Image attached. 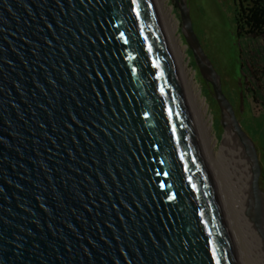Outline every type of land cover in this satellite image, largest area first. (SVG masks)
Listing matches in <instances>:
<instances>
[{
    "label": "water",
    "instance_id": "water-1",
    "mask_svg": "<svg viewBox=\"0 0 264 264\" xmlns=\"http://www.w3.org/2000/svg\"><path fill=\"white\" fill-rule=\"evenodd\" d=\"M175 4L264 239L256 148ZM0 264H241L155 0H0Z\"/></svg>",
    "mask_w": 264,
    "mask_h": 264
},
{
    "label": "rangeland",
    "instance_id": "rangeland-1",
    "mask_svg": "<svg viewBox=\"0 0 264 264\" xmlns=\"http://www.w3.org/2000/svg\"><path fill=\"white\" fill-rule=\"evenodd\" d=\"M162 1L176 29L175 37L184 51L183 62L188 70L189 77L193 81L194 92L198 95L199 103L206 112V120L211 130V147L214 154L219 156L225 145L228 130L221 124V113L212 93L213 89L203 79L198 67L192 64V57L189 54L190 49L182 33L181 17L179 10L176 9L175 0ZM189 2L195 29L207 54L223 77L225 93L236 109L243 131L256 148L262 167L261 188L264 191V103L255 100L253 92L248 91L249 89L253 90V85L243 77L244 74H251L250 65L246 62H244V65L241 64V55L247 56L249 49L245 44L240 46L237 37H235L233 23L234 0H189ZM260 45H262L264 51V40L260 42ZM231 63H234V65L231 66ZM260 70L264 72V70ZM260 84L264 85L263 78ZM241 152L252 176V165L244 146ZM244 155H246L249 163Z\"/></svg>",
    "mask_w": 264,
    "mask_h": 264
},
{
    "label": "bare ground",
    "instance_id": "bare-ground-1",
    "mask_svg": "<svg viewBox=\"0 0 264 264\" xmlns=\"http://www.w3.org/2000/svg\"><path fill=\"white\" fill-rule=\"evenodd\" d=\"M155 2L201 133L209 163L229 219L240 263L264 264V239L249 215L253 174L250 175L242 157V143L235 132L229 129L221 154L219 156L214 154L206 112L199 103L198 95L194 92L193 81L189 77L183 62L184 51L175 37L176 29L173 21L170 14L165 10L163 1L155 0ZM244 156L248 162L246 155Z\"/></svg>",
    "mask_w": 264,
    "mask_h": 264
},
{
    "label": "trees",
    "instance_id": "trees-1",
    "mask_svg": "<svg viewBox=\"0 0 264 264\" xmlns=\"http://www.w3.org/2000/svg\"><path fill=\"white\" fill-rule=\"evenodd\" d=\"M234 4L235 37H237L240 46L245 44L249 49L247 56L241 55V64L244 65L246 62L250 65L251 74H244L243 77L253 85V90L249 89L248 91L253 92L255 100L264 103V85L260 84L262 78L264 79V72L260 70H264V51L260 45V42L264 40V0H234ZM176 9L178 10L177 5ZM189 54L192 57L193 66L198 67L191 50H189ZM232 65L234 63H231Z\"/></svg>",
    "mask_w": 264,
    "mask_h": 264
},
{
    "label": "flooded vegetation",
    "instance_id": "flooded-vegetation-1",
    "mask_svg": "<svg viewBox=\"0 0 264 264\" xmlns=\"http://www.w3.org/2000/svg\"><path fill=\"white\" fill-rule=\"evenodd\" d=\"M223 84H225V83H224V81H223ZM209 87L211 88V86H210V85H209Z\"/></svg>",
    "mask_w": 264,
    "mask_h": 264
}]
</instances>
